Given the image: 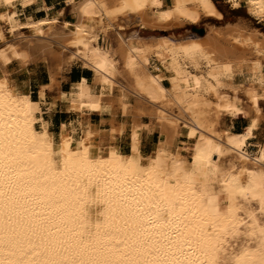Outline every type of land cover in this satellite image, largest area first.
Returning <instances> with one entry per match:
<instances>
[{
  "label": "bare ground",
  "instance_id": "1",
  "mask_svg": "<svg viewBox=\"0 0 264 264\" xmlns=\"http://www.w3.org/2000/svg\"><path fill=\"white\" fill-rule=\"evenodd\" d=\"M225 1L238 8L242 0ZM243 1L264 23V0ZM31 3L0 0V42L5 30L22 37V29H45L30 36L33 44L22 40L17 47L15 40L0 48V264H225L228 258L264 264V221L254 207L264 214V140L252 141L255 153L247 151L260 114L230 96L264 100V66L248 58H263L261 33L244 34L233 23L226 35L212 26L181 38L122 32L120 19L160 31L221 19L213 0H68L73 21L21 22L14 5ZM102 15L117 34L111 48L97 45L94 26ZM63 50L93 74L92 82L73 85L68 107L86 113H112L115 102L123 107L106 135L89 122L76 133L63 123L55 135L41 99L6 70L12 59H41L51 68ZM186 60L201 63L203 74L190 71ZM127 90L151 104L155 123L172 133L151 154L141 150L151 125L139 121L143 108H127ZM240 115L248 119L242 131L221 125L223 117ZM180 123L192 141L188 156L175 142ZM127 127L124 152L115 140ZM228 154L233 159L224 165Z\"/></svg>",
  "mask_w": 264,
  "mask_h": 264
},
{
  "label": "rangeland",
  "instance_id": "2",
  "mask_svg": "<svg viewBox=\"0 0 264 264\" xmlns=\"http://www.w3.org/2000/svg\"><path fill=\"white\" fill-rule=\"evenodd\" d=\"M213 1L215 3L216 7H218V9L223 11V14H222L223 19L220 21L215 20V18L214 19L209 18V19H203L201 22H199L197 24H186L185 26H182V27L167 28L164 31H160V30L140 29V27L137 25V20L132 19V20H128V23H126V24L122 23L123 32H126V33H124V35H129L130 33H134V34H139L140 36H143V37H147L150 35L160 36V35H167L168 34V35L176 37V38H181V37L188 36L191 33H194L196 35L202 36V35H204L206 28H210L211 26L212 27H220L222 29L223 33L226 35L227 32H228L227 34H229L232 31L229 29L225 30L224 27L228 23H233V24H236V25L243 27L245 29L244 34H247L249 31H255L256 30L257 32L261 33L260 37H264V23L261 22L259 19L250 16L247 13V9L245 8L246 3L243 0L240 1V5L238 8L231 7V4L227 3L225 0H213ZM14 7L15 8H13V9L17 10L18 6H16V4L14 5ZM106 17H107L106 15H102V17L98 21V23L95 24V26L98 25L99 29L102 31L101 32L102 38H100L97 41V45L99 47L111 48V47L115 46L117 34H116V31L113 29V27L109 26L108 19ZM28 19H31V18H27L26 20H28ZM20 20H21V22L26 21L23 19H20ZM60 22H63V21H60ZM104 30H106V32ZM20 32H21L20 34L22 37H14V36H11V33L10 34L6 33V30H5L6 42L7 43H13L15 40L16 41L18 40L20 42H18V41H17L18 43L16 41L14 42V43L19 45L17 47H21V46L24 47L23 45L25 44V42H23L22 40H24L26 42L27 41L29 42L31 40L32 42L30 41L29 43L33 44L34 40L30 39V36H35V34H36V36L42 35V33L45 32V29H43L41 31L40 30L31 31L28 29H22V30H20ZM18 35H16V36H18ZM26 37L28 40L26 39ZM6 42H0V48L4 47ZM20 43H22V45ZM54 45L57 47V44L54 43ZM74 50H75V48H71V51H74ZM59 55L60 56L56 55L57 56V57H55L56 59L55 58L53 59L51 68H49V63L47 61L41 60V59H39V60L38 59H34V60L31 59V60H28L26 62H22L20 60L12 59L11 62L7 65L6 70L9 72V75L12 74L10 77L14 81H16L20 84H23V85L24 84L28 85L30 83L32 89H33L34 85H37L38 79H40V75H44V74L49 75V82H50V79H52L54 81V84L52 85V87H49V86H46V87L54 88L56 85H58L57 78L60 79L61 76L64 75L65 70L68 69L71 64L76 65V66L80 65L79 61H77L71 57L69 50H63V52L62 53L60 52ZM255 56L256 55H254V54L253 55L248 54V58H250L251 60L252 59L257 60L262 66H264V56H263V58H262V56H256V57ZM54 60H57V61H54ZM186 63L188 65V67H189L188 69L190 71H192L196 74H203L204 69H203V65L201 63L195 64L194 62L189 61V60H186ZM33 81H35V82H33ZM240 81H241V77L237 76L235 78V82H240ZM42 88L43 87L40 88V92H41V90L43 91L45 87L43 89ZM26 89H29V86L26 87ZM68 93H65V92L60 93V98L62 99V102L65 104H66V99H67ZM232 95H230V96H231V98H234V99H235V97L236 98L239 97L238 98V99H240L239 102L244 104L247 108L251 105L249 107L250 113L252 112V110L254 108L258 109L259 114L261 113V116L263 118V123L260 126L259 130L255 134L256 138L252 139L247 144L248 145L247 151L249 153H255L256 148L253 145L252 141H263L264 140V100L260 98V95H258V98L255 102L248 103L242 94L237 93L236 96H235V94H232ZM43 98H44V91L42 92V96H40V94H39V99H41L42 102H43ZM67 107H68V105H67ZM68 109L74 110L80 116H88L92 112L99 113L98 111H92L90 113H86V112H83L81 110L79 111V109L78 110L73 109V108H68ZM153 110H154V108H143V111L141 112V114L138 117L139 119H142L143 123L145 122V125H147V124L151 125V128L149 130L147 129V133L145 132L143 135L142 144H141V148H142L141 150H142L143 154H145V153L151 154L157 145L156 143L158 142V140L161 137H164L167 134H172L170 132V128L165 127L163 125L161 128V124L155 123V121H154L155 119H153L154 116L152 115ZM76 117H78V116L75 115L74 118L76 119ZM150 117H151V119H150ZM237 120H240V119H237ZM231 121H232L231 117H223L221 119V125L222 126L223 125L229 126L231 124ZM233 121H234V119H233ZM86 122H88V121L81 122L78 127L73 126L72 129H73L74 133L78 132L81 128V125L83 123H86ZM157 125H159V126H157ZM179 127H180V130L178 129L177 132L175 133V142L179 145V149L182 151L184 156H188L187 154H188L190 147L192 145V141H188L186 138L185 126L182 123H180ZM70 128H71V125H70ZM57 133H58V129L56 130L55 135H57ZM128 142H129V138H128V134H126L124 137V142H123L124 146H127ZM187 146H188V148H187ZM125 150H126V148H125ZM232 159L233 158H232L231 154L225 155L222 158V163L225 165L228 163L229 160H232ZM254 207H256L255 212L257 213V216L259 218H261L262 221H264V214L261 213V210L258 208V206H254ZM238 243H239V240L234 245L237 246ZM230 260L231 259L228 258L226 260L227 262H225V264H231L232 260L231 261Z\"/></svg>",
  "mask_w": 264,
  "mask_h": 264
},
{
  "label": "crops",
  "instance_id": "3",
  "mask_svg": "<svg viewBox=\"0 0 264 264\" xmlns=\"http://www.w3.org/2000/svg\"><path fill=\"white\" fill-rule=\"evenodd\" d=\"M163 2L165 3V5H167V0H163ZM31 4L23 8L20 5L16 4V6H19L17 7V11L20 14V17H21L20 19L26 20L27 18H31L33 20H38V19H42L46 17L57 16L59 17L58 18L59 21L75 20L73 13L71 12V6H69L70 4L68 3V0H35V3H31ZM221 12L223 14V11ZM222 19L223 18L215 19V20L220 21ZM119 21L121 22V24L128 23L127 19H120ZM94 30L98 33V40L102 38V35H101L102 31L99 29L98 25L94 26ZM122 32H123V29H122ZM123 33H126V32H123ZM81 79L86 80L87 83L92 82V79H93L92 71L88 70L87 68H83L81 64L78 66L71 64L70 67L65 70L64 75H62L60 79L57 78L58 85H56L54 88L46 87L47 84L49 83V75H46V74L40 75V79H38L37 85L33 86V89L31 88L30 83L28 85L24 84V87L29 86V89H26V91L30 93L33 99L38 100L40 88L42 86H45L43 90L44 98H43L41 108H42V113H43L42 117L43 119L48 121L49 123L48 129L50 131L55 133L57 129L59 130V127L63 123L67 125H71V128H73V126L78 127L81 122L88 121L89 123L97 126L103 135L104 134L106 135L109 129L112 127L111 119L114 118L113 123L116 125V123H118V121L123 118V113L120 109L123 107L120 106L118 103L113 102L114 106H112L113 104L111 105V108H114L112 110V113L111 112H103V113L92 112L88 116H80L74 110H69L68 108L70 107H67V105L62 102V99L60 98V93L61 92L68 93L73 87V85L81 81ZM165 83L167 84L166 81ZM128 91L129 90H127L126 93L129 96H127L128 98L126 97L125 99L126 105L129 104L127 105L128 107L126 106L127 108H140V107L141 108H147V107L153 108L151 104H149L148 102H147L148 105L145 104L146 103L145 100H141V98H138V96L133 94L131 91H129L130 93L129 94ZM131 96H133L134 98ZM137 99H140V100H137ZM75 115L78 116L76 117V119L74 118ZM237 119H240V120H237ZM260 119L261 120L258 126L259 128L263 123V118L261 116V113H260ZM101 120H104V122ZM139 121L143 122L142 119H139ZM247 122H248V119L240 115L238 117L232 118L231 124L229 126L231 128V131H235V130L242 131L244 129V125H246ZM259 128L255 130V134L259 130ZM128 131H129V127L126 128L125 132L122 135L117 136L115 140V143H117L121 148H123L122 150L124 152L129 151V142L127 146H124V143H123L124 137L126 134H128ZM146 131L147 129H144L143 134ZM143 134H142V139H143ZM119 137H120V140H119ZM141 144H142V140H141Z\"/></svg>",
  "mask_w": 264,
  "mask_h": 264
},
{
  "label": "trees",
  "instance_id": "4",
  "mask_svg": "<svg viewBox=\"0 0 264 264\" xmlns=\"http://www.w3.org/2000/svg\"><path fill=\"white\" fill-rule=\"evenodd\" d=\"M245 126V125H244ZM241 130H235L234 132H240Z\"/></svg>",
  "mask_w": 264,
  "mask_h": 264
}]
</instances>
